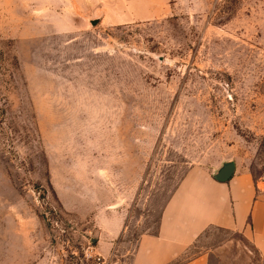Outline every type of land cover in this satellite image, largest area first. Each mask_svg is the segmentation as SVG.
<instances>
[{
	"label": "rangeland",
	"instance_id": "374dc122",
	"mask_svg": "<svg viewBox=\"0 0 264 264\" xmlns=\"http://www.w3.org/2000/svg\"><path fill=\"white\" fill-rule=\"evenodd\" d=\"M0 41V264H132L190 167L263 176L264 0H0Z\"/></svg>",
	"mask_w": 264,
	"mask_h": 264
},
{
	"label": "crops",
	"instance_id": "0c3cea01",
	"mask_svg": "<svg viewBox=\"0 0 264 264\" xmlns=\"http://www.w3.org/2000/svg\"><path fill=\"white\" fill-rule=\"evenodd\" d=\"M218 173L197 165L186 171L164 204L157 229L137 238L132 264H264V174L256 177L251 170L234 168L228 179L220 180ZM127 220L122 207L96 212L99 253L112 251ZM211 228L243 239L228 236L188 256Z\"/></svg>",
	"mask_w": 264,
	"mask_h": 264
},
{
	"label": "water",
	"instance_id": "95a60500",
	"mask_svg": "<svg viewBox=\"0 0 264 264\" xmlns=\"http://www.w3.org/2000/svg\"><path fill=\"white\" fill-rule=\"evenodd\" d=\"M97 21H98V19H94L93 23H96ZM233 170H234V165L229 164L226 167H224L222 170H220L216 176L220 180L228 179L231 176Z\"/></svg>",
	"mask_w": 264,
	"mask_h": 264
},
{
	"label": "trees",
	"instance_id": "16d2710c",
	"mask_svg": "<svg viewBox=\"0 0 264 264\" xmlns=\"http://www.w3.org/2000/svg\"><path fill=\"white\" fill-rule=\"evenodd\" d=\"M2 53H3V51H2L1 41H0V57H1Z\"/></svg>",
	"mask_w": 264,
	"mask_h": 264
}]
</instances>
